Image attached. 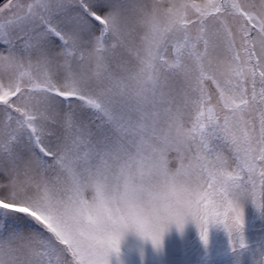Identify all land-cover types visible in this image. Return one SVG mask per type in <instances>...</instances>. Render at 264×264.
Instances as JSON below:
<instances>
[{
  "label": "snow or ice",
  "instance_id": "obj_1",
  "mask_svg": "<svg viewBox=\"0 0 264 264\" xmlns=\"http://www.w3.org/2000/svg\"><path fill=\"white\" fill-rule=\"evenodd\" d=\"M243 201L264 204V0H0V264H109L128 228L159 250L188 220L244 248Z\"/></svg>",
  "mask_w": 264,
  "mask_h": 264
},
{
  "label": "rangeland",
  "instance_id": "obj_2",
  "mask_svg": "<svg viewBox=\"0 0 264 264\" xmlns=\"http://www.w3.org/2000/svg\"><path fill=\"white\" fill-rule=\"evenodd\" d=\"M241 207L244 248L230 247L228 235L216 225L209 226L205 245L194 223L188 220L182 231L170 226L159 250L134 233H126L120 241L119 255L110 256L109 264H251L257 249L264 250V204L257 210L249 201H243Z\"/></svg>",
  "mask_w": 264,
  "mask_h": 264
},
{
  "label": "clouds",
  "instance_id": "obj_3",
  "mask_svg": "<svg viewBox=\"0 0 264 264\" xmlns=\"http://www.w3.org/2000/svg\"><path fill=\"white\" fill-rule=\"evenodd\" d=\"M152 191H153V188L151 185L145 186L142 189L137 190L133 194L132 200H131V202L133 204H135L136 206L145 209L143 218H144L145 226L147 228H153V227H155V224H156V221L154 219V215L151 211V208L153 207ZM108 195H109V197H112L113 193L111 191H109ZM114 203L117 207H123L121 200L118 198V194H117V197H116ZM129 232L134 233L137 237H139L136 234L135 230L132 228H128L124 232V235L126 233H129Z\"/></svg>",
  "mask_w": 264,
  "mask_h": 264
}]
</instances>
